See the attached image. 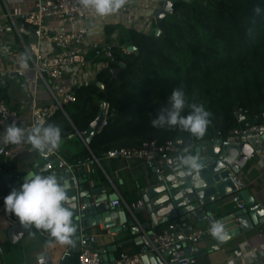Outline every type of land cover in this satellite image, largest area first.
Returning a JSON list of instances; mask_svg holds the SVG:
<instances>
[{"label":"trees","instance_id":"trees-1","mask_svg":"<svg viewBox=\"0 0 264 264\" xmlns=\"http://www.w3.org/2000/svg\"><path fill=\"white\" fill-rule=\"evenodd\" d=\"M257 6L259 14L254 11ZM155 28L160 29L158 35ZM113 30L109 26L105 32L110 35ZM128 45L135 50L124 51ZM111 51V59H96L106 65L95 78L75 86L74 100L45 122L59 125L62 137L82 133L106 103V123L74 158L143 141L187 140L186 131L155 128L150 122L177 87L184 88L190 102L212 113L208 139L217 131L227 134L236 124L238 108L264 111V0H174L170 13L153 19L150 32L121 27ZM120 62L125 66L119 67ZM114 68L119 69L116 75ZM0 98H5L1 91ZM36 153L25 152L26 158ZM73 256L71 264L77 253Z\"/></svg>","mask_w":264,"mask_h":264},{"label":"crops","instance_id":"crops-1","mask_svg":"<svg viewBox=\"0 0 264 264\" xmlns=\"http://www.w3.org/2000/svg\"><path fill=\"white\" fill-rule=\"evenodd\" d=\"M164 1L125 0V4L129 5L128 12L143 11L146 14L142 22L143 25L133 23L121 7L116 13L99 16L89 22L91 35L84 41L82 48H88L93 40H104L116 44L121 27H134L142 32H150L153 22L151 16L153 17L162 8ZM33 5L34 0H0V26L2 27L0 31V48L3 54L8 55V60L3 68L5 74L1 78L0 91L4 93L5 98L3 100L7 105L26 117L29 116L33 103L36 106H43L52 101L51 94L45 83L40 79L34 82L33 72L31 70V52L23 46V43L28 46L29 43L34 41V37L32 36L31 29L19 17V13L31 10ZM149 18L150 20L146 22V19ZM48 23L54 24L50 19H48ZM109 26L113 27L114 30L110 35H107L105 29ZM68 28V25H60L59 27L61 30H67ZM39 49L42 53H46L52 51L54 48L49 44L43 43ZM91 55L92 53L88 51V57ZM22 58L26 59V63L23 62ZM97 62L98 66L102 63V61ZM18 68L24 70L23 75H9V73ZM50 86L58 97H61L74 87L69 78H64L57 82H50ZM4 128L5 126L0 127V133L3 132ZM61 139H64V142L58 148V152L68 162H73L78 159L79 157L74 158V155L83 148L88 147L82 137L76 132L69 133ZM258 148L261 151L255 153L248 160L247 164L241 168L237 177L244 182L245 188L264 207V138L260 141ZM37 154L29 160L24 153L7 163H4L0 157V162L4 167V172L8 175L22 174L23 171H26L27 166L35 161ZM97 159V162L88 163L79 167L80 177L86 180L84 183L85 188L88 189L95 185L104 186L105 196L114 193V198L120 197L127 203L137 202L138 200L145 201L142 190L146 182L154 176L155 171L153 168L146 167L139 160L127 161L118 158H104L100 155H97ZM26 174L28 172L24 175ZM31 175L29 174V176ZM42 175H48V173H43ZM237 195L238 193H235L230 196V200H233ZM213 208L217 210L214 205L208 206L206 209L209 212L213 211L211 213L214 214L215 211L212 210ZM217 214L218 212H216ZM135 216L136 221L139 223L148 220L144 209L137 208ZM159 219L157 217V220ZM169 222V220H165L159 222L156 226L150 223L146 229L151 230L155 227L154 229L158 230ZM179 223L183 227L182 222ZM190 224H192V229L197 227L195 218L187 221L185 226L187 227ZM83 230L96 237L93 246L99 250V253L100 250L112 244L116 245V250L113 252L114 257L122 251L133 253L138 250V244L136 243L138 233L133 234L129 230L110 233L108 228L102 226V223L95 224ZM48 240L49 236L47 233L31 229L17 243L12 244L9 242L5 232L0 231V258L2 263L60 264L64 252H68V261L71 264L74 259V252L71 250L72 246L68 247L59 244L49 246L47 243ZM212 245H217V248H210ZM197 249L201 250L202 254L194 257L193 263L187 264H255L258 259L264 260V221L253 224L245 230H240L239 233L224 241H219L212 235L204 236L198 242ZM252 253L255 254V257L251 256ZM106 254L112 255L108 251Z\"/></svg>","mask_w":264,"mask_h":264},{"label":"built area","instance_id":"built-area-1","mask_svg":"<svg viewBox=\"0 0 264 264\" xmlns=\"http://www.w3.org/2000/svg\"><path fill=\"white\" fill-rule=\"evenodd\" d=\"M128 7L129 5L124 3L122 6L123 12L128 15L133 23L143 25L142 22L146 14L143 11L128 12ZM19 17L31 29L34 37V41L29 43L28 46L23 43L24 48L31 52L33 80L34 82L38 79L42 80L52 97V101L47 105L36 106L33 103L28 117L8 106L0 98V127L15 122L26 131L37 123L45 124L46 120L56 111L63 110L64 104L73 101L75 98L74 87L90 82L95 78L99 69L106 65L105 62H102L98 66L96 59H111V48L114 44L104 40H93L88 48H82L84 41L91 35L89 22L99 16L93 10L83 7L80 0H34L33 8L19 13ZM151 18L154 19L155 15L151 16ZM48 19L52 20L54 24L48 23ZM149 20L150 18L146 19V22ZM60 25H68L69 28L61 30L59 29ZM1 30L2 27L0 26ZM43 43L53 46L54 49L50 52L42 53L39 47ZM123 49L128 52L127 47ZM88 51L92 53L89 57ZM15 71L18 75L24 74V70L21 68ZM64 78H69L74 87L61 97H58L51 88L50 82H57ZM105 123L106 120L104 119L103 124ZM235 123L225 136H222L219 131L214 134L221 138L220 145H239L249 138L257 136L258 132H264V111L250 113L245 108H238L235 111ZM214 135L210 139H213ZM191 142V146L185 147L186 140L180 137L166 140L163 143H156L150 140L143 141L133 147L110 148L99 155L104 158H118L127 161L139 160L146 167L153 168L157 173L162 172L164 165L176 163L170 169L175 171L184 165L181 160L182 155H192V146L197 142L196 140ZM31 150H33L31 145L26 141L16 145L1 143L0 157L4 163H7ZM260 151L259 148H256L246 156L247 160H250L255 153ZM50 153L55 154L58 158L59 168H68L69 170L78 169L80 166L94 163L98 160L97 156L91 152L90 156L76 159L73 162H68L62 158L57 148ZM34 162L28 165L25 169L26 171H23L22 174H14L12 176L18 177L27 172L29 173ZM1 197H5V195L0 194ZM235 199L236 197L233 198V200ZM91 204L97 205L98 202H92ZM110 205L112 207L124 206L129 211L136 208H145L142 200L127 203L120 197L110 200ZM79 208H84L82 203H79ZM195 221L197 227L187 232H183V227L172 221L158 230H155L154 226L151 230L139 226L136 236L138 250L133 253L122 251L108 262L101 261L99 250L93 246L96 237L86 233L81 228L79 251L77 252L76 260L72 264H143L141 259L143 254L154 253L161 255L164 250L177 241V236L180 233H184L183 240L186 245L190 246V252L193 253L197 249L200 239L211 235L209 229L214 221L213 213L207 212L202 217L196 218ZM66 254L69 255L68 252ZM251 256L255 257V254L252 253ZM188 260L184 247L174 250L167 258L169 264L173 262L188 263ZM0 264H3L1 258ZM255 264H264V260L258 259Z\"/></svg>","mask_w":264,"mask_h":264},{"label":"water","instance_id":"water-1","mask_svg":"<svg viewBox=\"0 0 264 264\" xmlns=\"http://www.w3.org/2000/svg\"><path fill=\"white\" fill-rule=\"evenodd\" d=\"M173 3L174 0H165L162 8L155 13V18H161L165 13H170ZM154 33L158 35L160 29L155 28ZM127 50L128 52L134 51L135 46L128 45ZM7 60L8 55L3 54L0 48V82L5 74L3 68ZM124 66V63H119V67ZM118 70V68H114L112 70L113 74L116 75ZM15 74L16 71L9 73V75ZM97 85L100 88L104 87V84L100 81L97 82ZM106 107V103L101 104V109L96 118L90 123L89 129L82 133L76 131L87 145L93 135L103 128ZM30 130H26V133ZM192 137L191 134L188 135L185 147L191 146ZM263 138L264 132L260 131L257 136H253L239 145L231 144L229 146L220 145L221 138L217 135H214L213 139L206 138L205 134L202 138H197V143L192 146V155L197 157L199 168L189 169L183 165L180 169L171 171V167L176 163L166 164L162 167V172H155L154 176L146 182L142 195L145 197L144 210L148 220L141 223L136 221L135 211L137 208L129 211L124 206L112 207L110 200L116 199L114 193L105 196L104 186L95 185L88 189L85 188L84 183L86 180L80 177L79 168L74 170L59 168L58 158L53 153L47 155L38 153L31 171L18 177L4 172V167L0 162V194L6 197L13 188L19 189L24 179L29 177V174L48 173L66 180L69 184L68 206L75 204L72 211L77 234L75 244L71 247L74 253L79 251L81 228L85 229L102 223V226L108 228L110 233L129 230L135 234L138 232L139 226L147 228L150 223L156 226L159 222L169 220L177 225L182 222L183 232H187L192 229V224L186 227V222L202 217L209 212L206 208L211 205L217 208V210L212 209L215 211L213 224L222 223L227 236L226 239H228L239 233L240 230H245L253 224L264 221V207L261 202L245 188L244 182L237 177L241 168L248 162L246 156L259 146ZM63 142L64 139H61L57 149L63 145ZM227 165L229 166L227 167ZM235 193H238L236 199L230 200V196ZM5 197L0 199V231L5 232L9 242L15 244L26 232L33 228L22 225L13 213L5 209ZM92 202H98V204L93 205ZM79 203L83 204V209L79 208ZM216 212H218L217 215H220L217 216ZM157 217L160 219L157 220ZM183 236L184 233L178 234L177 241L164 250L161 255L143 254L141 256L143 264H169L167 262L168 256L180 247H184L186 250L189 258L188 263H193L194 257L201 255L202 251L196 249L191 253L190 246L186 245ZM210 248L216 249L217 245H212ZM115 250V244L100 250L101 261L113 260ZM107 251L111 252L112 255H107ZM60 264H69L66 252L61 257ZM170 264L187 263L173 262Z\"/></svg>","mask_w":264,"mask_h":264},{"label":"clouds","instance_id":"clouds-1","mask_svg":"<svg viewBox=\"0 0 264 264\" xmlns=\"http://www.w3.org/2000/svg\"><path fill=\"white\" fill-rule=\"evenodd\" d=\"M83 7L91 9L98 16L118 12L125 0H80ZM254 11L259 14L261 8ZM23 59V58H22ZM26 63V59H23ZM190 111L184 114L185 109ZM212 113L201 103L190 102L183 87L172 90L167 104L163 106L151 125L155 128H179L196 138H202L211 123ZM62 137L59 125L37 123L26 133L23 127L12 122L0 133V143L20 144L27 142L41 155L55 150ZM182 163L189 169L199 168L195 155H182ZM69 184L54 174H33L24 179L19 189L13 188L4 198L5 209L13 213L25 227L41 230L48 234L49 246L56 244L71 247L75 244L77 227L73 220L75 204L69 205ZM211 235L224 241L227 236L222 223H214L209 229Z\"/></svg>","mask_w":264,"mask_h":264}]
</instances>
